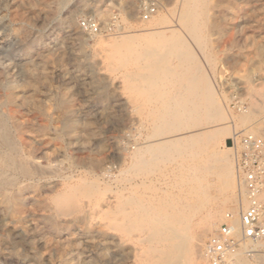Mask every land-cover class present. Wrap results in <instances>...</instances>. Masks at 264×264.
I'll return each instance as SVG.
<instances>
[{
	"label": "rangeland",
	"instance_id": "374dc122",
	"mask_svg": "<svg viewBox=\"0 0 264 264\" xmlns=\"http://www.w3.org/2000/svg\"><path fill=\"white\" fill-rule=\"evenodd\" d=\"M146 2L158 5L152 16L176 25L180 35L169 43L188 50L156 59L178 71L179 60L192 61V70L215 88L228 121L152 137L160 110L170 100L167 94L177 93L178 87L156 85L154 74L135 66L146 58L131 50L134 43L115 45L149 26L152 17L142 18ZM183 5L184 0H0V113L35 165L32 177L0 190V264H147L154 244L145 240L148 227L138 226L130 234L113 224L117 213L112 212L127 207L129 215L135 214L136 200L155 201L163 191L176 189L171 171L148 174L136 168L133 148L155 145L161 138L209 136L224 125L233 134L220 144L232 148L237 132L261 131L264 109L252 113L247 124L241 112L252 107V100L264 104V0H209L216 28L203 37L206 47L181 24ZM85 20L96 22L99 31H86ZM150 84L166 98L152 97ZM188 114L203 118L200 107ZM230 158L234 163V150ZM69 193H75L73 202L58 208L56 199ZM253 254L248 249L243 257L257 264ZM256 254L264 257V248Z\"/></svg>",
	"mask_w": 264,
	"mask_h": 264
},
{
	"label": "bare ground",
	"instance_id": "6f19581e",
	"mask_svg": "<svg viewBox=\"0 0 264 264\" xmlns=\"http://www.w3.org/2000/svg\"><path fill=\"white\" fill-rule=\"evenodd\" d=\"M210 12L209 0H184L179 18L180 22L201 47L208 45L203 37L209 35L210 31L216 28L212 24L213 21L211 22L210 20ZM68 19L72 21V16H69ZM149 23L147 28L119 38L115 45L118 46L120 42L128 43L131 41L135 45L131 47V50L146 58L144 64L137 61L134 63L135 66L140 69H146L147 72L152 74V78L155 75L153 80L156 85L160 84L162 86L164 84L165 86L169 83L178 87L177 93L169 95L166 93L167 97L170 96V100L160 110L161 116L156 119L152 137L159 138L164 135L188 130L194 124L200 126L207 125L210 122H215L216 124V122L228 121L229 118L214 90L215 88H212L206 77L197 75L196 71L192 70V61L179 60L175 64L180 69L178 71L170 66L169 61L156 59V57L160 58V56L164 55L177 56V53L180 52L184 55L188 51L184 50L183 44L169 43L170 40L174 41L180 35L178 30H176V25L170 20L166 21L163 16H152V20ZM161 25L165 27L158 28ZM144 41L146 42L141 43ZM153 84H150L152 85L150 89L153 91L151 96L166 98L165 92L158 90L160 88L155 89L156 87L154 86L155 88L152 89ZM140 91H144V88H140ZM262 97L264 100V93ZM67 103L69 104V102ZM251 104V108L241 112L244 124L249 122L248 119L252 113H258V111L261 112L264 109V104L261 107L254 100H252ZM198 107H200L203 118L190 117L189 114L193 113V110L195 108L198 109ZM186 114L189 117H185ZM72 124V121H68L66 126L71 127ZM236 126H232L234 132L236 131ZM191 130L193 131V129ZM260 130L256 131L255 129L254 133L264 136V125ZM231 134L233 133L230 126L224 125L209 136L204 134V136H190L169 141H162L161 138V141L155 145L140 149L133 148L134 166L136 168L140 171L144 170L148 174L157 171L164 173L171 171L173 174L171 182L176 189L171 193L163 191L164 196L159 197L155 201L149 200L144 203L139 202V199L138 201L136 200L134 203L138 208V212L132 207L133 211L137 212H134L135 214L129 211V215L126 206V209H124L125 207L123 208L124 210L112 212L114 214L115 212L117 213L113 224L121 226L124 231H130V234L138 226L148 227L149 234L146 232L145 240L154 244L149 249L148 247L146 248V250L148 249L147 256L150 258L147 264H193L194 260L196 264H207L210 262L207 253V243L211 238L208 239L209 234L215 235L217 233L219 230L217 229L218 225L226 221L227 213L232 215L230 223L235 228V236L241 238L240 213L248 206V199L245 189L240 185L236 175L235 161L233 163L230 158L233 154V149L225 148L220 144L221 139H228ZM237 134L239 133L237 132ZM147 155L149 158H146ZM169 164L173 165V167L170 168ZM34 166L23 154L22 149L14 139L9 120L0 113V190L15 187L21 177H32L35 173ZM133 171H136V169ZM216 189L221 192L219 196L216 195ZM236 190H239V194L238 192L236 194ZM87 192L90 193L92 191ZM74 196L75 193H71L68 197L62 196V198H66L64 200L56 199L58 208L62 204L73 202ZM260 199L264 203V188ZM133 200L135 201V198ZM6 201L10 205L12 198L8 197ZM62 211L63 209L60 208L59 212ZM112 216L114 217L113 214ZM125 236L127 235L125 234ZM132 237L134 238V236ZM207 239L208 241L206 242ZM143 245L145 244L143 243ZM262 248H264V241L242 243L234 253L230 254L227 264H253L243 257L245 250L248 249L254 253L252 257L258 260L257 264H264V257H259L256 254L258 249ZM139 256H142V254ZM210 264L212 263L210 262Z\"/></svg>",
	"mask_w": 264,
	"mask_h": 264
},
{
	"label": "built area",
	"instance_id": "2783aa9c",
	"mask_svg": "<svg viewBox=\"0 0 264 264\" xmlns=\"http://www.w3.org/2000/svg\"><path fill=\"white\" fill-rule=\"evenodd\" d=\"M157 10V3H144L142 18L148 20ZM82 27L91 33L99 31V26L92 20L83 21ZM231 141L236 175L245 189L248 206L240 213L241 238L235 236V228L230 223L232 215L227 213L226 221L209 239L207 253L212 264H227L230 254L242 243L264 241V203L260 199L264 188V136L243 131L231 138Z\"/></svg>",
	"mask_w": 264,
	"mask_h": 264
}]
</instances>
